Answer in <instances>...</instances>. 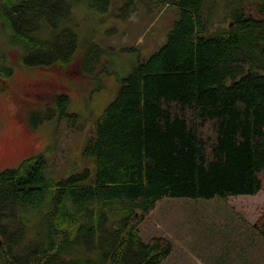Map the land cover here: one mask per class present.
I'll return each instance as SVG.
<instances>
[{
	"label": "trees",
	"instance_id": "1",
	"mask_svg": "<svg viewBox=\"0 0 264 264\" xmlns=\"http://www.w3.org/2000/svg\"><path fill=\"white\" fill-rule=\"evenodd\" d=\"M247 1L226 0L232 9ZM162 2L177 21L96 119L83 148L93 177L54 181L41 154L0 172V264H162L171 244L139 237L157 203L264 189V17L233 9L214 29L203 0H125L118 11ZM79 8L100 14L112 0H0V35L20 49L22 67L64 65L77 48ZM94 59L86 53L83 67ZM0 60L3 83L12 69ZM67 103L56 97L60 115ZM253 230L264 239V214Z\"/></svg>",
	"mask_w": 264,
	"mask_h": 264
},
{
	"label": "rangeland",
	"instance_id": "2",
	"mask_svg": "<svg viewBox=\"0 0 264 264\" xmlns=\"http://www.w3.org/2000/svg\"><path fill=\"white\" fill-rule=\"evenodd\" d=\"M124 1L112 0V8L100 14L87 8L73 13L77 48L64 65L22 67L20 49L0 35V57L12 69L9 79L0 83V172L41 154L54 181L82 170L93 177V161L83 156V148L96 119L137 62L165 44L178 18L177 9L163 2L136 3L122 18L118 10ZM261 5L248 0L233 9L261 19ZM202 8L211 25L219 26L214 29L222 28L233 10L226 0H203ZM91 45L96 50H89ZM86 53L98 59L93 67H83ZM58 96L68 100L64 115L56 111ZM263 214L264 189L254 197L227 200L164 199L140 225L139 237L145 244L157 238L171 244L162 264H264V239L253 230Z\"/></svg>",
	"mask_w": 264,
	"mask_h": 264
}]
</instances>
